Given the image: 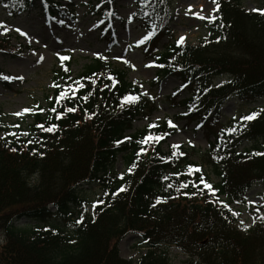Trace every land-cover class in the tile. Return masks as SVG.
I'll return each mask as SVG.
<instances>
[{
	"label": "trees",
	"instance_id": "obj_1",
	"mask_svg": "<svg viewBox=\"0 0 264 264\" xmlns=\"http://www.w3.org/2000/svg\"><path fill=\"white\" fill-rule=\"evenodd\" d=\"M43 1L52 16L63 15L55 0ZM243 1L217 0V19L200 44L172 40L162 49V38H173L169 0L136 2L133 20L153 33L141 46L157 70L151 86L176 77L188 94L169 99L184 109L176 120L212 127L229 98L264 97V14L245 10ZM1 2L13 18L32 6L31 0ZM109 2L93 0L94 14L109 19ZM8 47L9 40L0 39V51ZM114 47L110 38L107 52ZM74 62L73 56L59 60L52 101L34 117L29 134L0 138V264H134L119 253L129 234L141 237L146 249L138 264H170L169 247L197 264H264V223L244 230L233 215V205L244 204L254 186H264V110L238 126L218 132L209 127L214 141L205 152L192 146L166 151L177 133L168 122L128 134L137 119H150L157 109L129 82V69L95 58L74 78ZM219 78L225 82L216 87ZM2 115L0 108V132ZM245 143L251 148L241 149ZM119 156L131 168L122 178L114 173ZM92 185L103 194L93 214L75 221L71 231L18 224L56 215L67 221L81 203V188Z\"/></svg>",
	"mask_w": 264,
	"mask_h": 264
},
{
	"label": "rangeland",
	"instance_id": "obj_2",
	"mask_svg": "<svg viewBox=\"0 0 264 264\" xmlns=\"http://www.w3.org/2000/svg\"><path fill=\"white\" fill-rule=\"evenodd\" d=\"M55 1L59 4L58 12H64L63 19L59 14L52 16L46 9L40 8L43 0H31V7L19 13L16 18H12L5 13L0 0V22L3 24L0 39L9 40L8 49L0 51V74L12 77V79L0 78V108L5 127L0 132L1 139L14 138L18 135L26 137L34 117L38 113L47 112L58 83L55 70L59 65L60 57L68 55L74 56L75 62L72 67L74 78L82 72L90 60L98 57H104L116 67L128 68L129 82L141 86L145 97L151 99L157 106L149 120L137 119L128 134L150 123L171 121L177 128V133L166 143V151L194 146L205 152L214 141V136L209 134V127L210 129L213 127L212 129L218 132L220 128L233 127L244 120L242 117L264 109V98L252 102L230 99L222 107L221 117L212 127L210 124L201 127L196 125V122L187 125L185 120H176L183 109L175 107L169 99L179 91L182 92L180 99L186 98L187 94L183 93V86L175 77L165 79L159 86H151V83L157 80V70L145 54L137 49L150 32L143 30L138 23L131 20L137 10V0H110L107 5L110 6L113 15L108 21L94 14L91 4L93 0ZM169 2L173 38L170 36L162 38L159 49L172 40L179 41L182 36L185 38L183 42L191 45L200 44L209 35L208 28L216 19V2L214 3L213 0H169ZM242 6L249 12H255L253 9L263 10L264 0H244ZM111 34L115 38L116 48L110 54H106L108 37ZM41 56L43 60H40ZM24 108H31L33 111L20 116L14 115ZM38 109L45 111L40 112ZM248 148H251V145L245 144L242 147L243 150ZM204 170L210 174L206 166ZM114 173L119 176L129 173L121 156L115 164ZM210 176L214 182L218 181L213 175ZM33 182L34 180L31 181ZM102 194L99 185L81 188V203L73 207V215H68L67 221L61 215H56L48 222L22 220L18 224L45 228L57 226L69 232L73 229L75 221L93 214V205ZM233 208L239 213L238 226L244 230L253 228L259 222L264 223V186H254L246 202L235 204ZM140 238L138 235L129 234L121 241L119 245L121 258L134 264L139 263L141 256L146 252ZM167 251L170 264H197L196 260L189 258L175 247H169Z\"/></svg>",
	"mask_w": 264,
	"mask_h": 264
},
{
	"label": "snow or ice",
	"instance_id": "obj_3",
	"mask_svg": "<svg viewBox=\"0 0 264 264\" xmlns=\"http://www.w3.org/2000/svg\"><path fill=\"white\" fill-rule=\"evenodd\" d=\"M213 2L215 3L216 0H213ZM217 7H218V5H217ZM253 11H260L262 14H264V10L253 9ZM201 18H203V17H201ZM0 27H3L2 22H0ZM17 31H20V30L17 29ZM22 34H25V33H22ZM25 35H26V34H25ZM150 35H151V33L149 34V36H150ZM149 36H145L143 39L146 40V39L149 38ZM184 39H185V38H184L183 36L180 37V40L178 41V43L183 42ZM60 59L63 61V60L68 59V57H60ZM40 60H43V57H42V56L40 57ZM0 78H3V79H12V77L3 76L2 74H0ZM20 79H22V77H20ZM64 95H65V93L62 91V92L60 93V96L56 98V99H57V102H59L60 98H62ZM135 99H137V98H136V97H133V96L125 97V100H128V101H134ZM38 110H39L40 112L45 111L44 109H38ZM32 111H33V109H31V108H24L21 112L14 113V115L20 116V115H23V114H25V113H30V112H32ZM51 111L55 112L56 109L53 108V109H51ZM68 111H75V109H68ZM256 115H257L256 113H252V114H250V115H247V116L242 117V119H244V120H251V119H253ZM59 118H60V114H57V119H59ZM168 123H169L170 126H173L171 121H168ZM38 127L43 128V125H38ZM55 127H56L55 125H52V126L49 127L47 130H48V131H53V130L55 129ZM160 138H162V137H160ZM160 138H157V137H148V139H160ZM144 142H146V141H144V140L140 141V143H144ZM118 143H119V142H118ZM190 143H191V142H190ZM13 151H15V149H13ZM141 151H144V149H141ZM196 170H197V171H200L199 168H197ZM129 171H131V168L129 169ZM121 178H122V175H121ZM165 179H166V177H165ZM201 179H202V178H201ZM169 186H171V185H169ZM182 187H187V185L184 184V185H182ZM205 187L208 188L209 191H210L213 195H215V192H214V190H212V186H211L210 184L205 183ZM120 190H124V189L121 188ZM158 202H159V199H158ZM99 203H102V201H99ZM221 203L223 204V202H221ZM95 206H96V205L94 204L93 207H95ZM223 206H224V207H228L226 204H224ZM229 210H231V209H229ZM233 215H239V213H235V212H234ZM77 223H79V221H77ZM241 223H243V222L241 221Z\"/></svg>",
	"mask_w": 264,
	"mask_h": 264
}]
</instances>
